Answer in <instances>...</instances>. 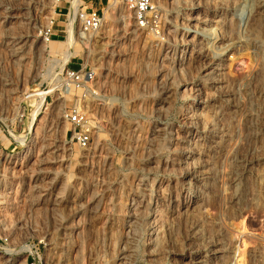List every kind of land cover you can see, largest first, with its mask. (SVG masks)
<instances>
[{
	"label": "rangeland",
	"instance_id": "rangeland-1",
	"mask_svg": "<svg viewBox=\"0 0 264 264\" xmlns=\"http://www.w3.org/2000/svg\"><path fill=\"white\" fill-rule=\"evenodd\" d=\"M170 1L154 0L153 22L141 29L122 5V22L115 17L105 20L88 41L83 39L85 36H77L76 19L72 27L75 44L65 62L74 0H0V140L9 151L6 156L0 147V202L3 198L8 201L0 204V247L5 249L0 250V264H118L119 211L134 179L140 176L145 183L154 180L155 187L164 188L168 186L166 180L178 173L179 168L167 174L160 169L142 171L140 164L147 158L141 152L148 129L159 118L176 129L181 98L189 96L190 85L179 86L186 77L179 73L167 84L172 107L165 114L153 113L162 88L156 79L157 50L167 46L165 40H174L170 36L172 22L182 23L181 15L191 12L182 5L171 7ZM78 2L80 5L81 0ZM105 2L104 11L113 5L111 0ZM60 3L69 9L60 23L52 27L59 30L61 37L46 41L43 31L50 26L51 19H56L54 10ZM8 26V32L28 35L29 48L20 64L13 61L7 49ZM262 34L264 29L259 34L264 41ZM227 56V72L243 78L256 71L264 79V56L262 62L258 60L259 65L250 61L249 51L238 55L235 61L231 53ZM78 61L95 75L92 91L81 96L80 101L92 132L86 148L72 140L71 127L62 116L72 100L61 87L62 69L67 63L76 68ZM23 112L21 122L14 120ZM4 129L19 145L11 144L10 138L3 136ZM19 141H25L27 147ZM254 145L255 154H248V158L253 157V167L264 172V139H257ZM248 176L246 184L250 186H246L250 187L248 190L253 188L257 203L245 201L241 218L232 209L215 208L219 198H214L216 201L208 200L201 219L206 232L212 231L213 226L221 228L224 241L234 248L233 256L230 255L233 264L242 262L238 261L240 257L235 259L238 251L245 252L242 264H264V181L254 174ZM95 194L99 199L88 220L85 214ZM153 210L154 207L150 212ZM143 250L138 248L131 264L151 263Z\"/></svg>",
	"mask_w": 264,
	"mask_h": 264
},
{
	"label": "bare ground",
	"instance_id": "bare-ground-1",
	"mask_svg": "<svg viewBox=\"0 0 264 264\" xmlns=\"http://www.w3.org/2000/svg\"><path fill=\"white\" fill-rule=\"evenodd\" d=\"M78 1L72 3L69 16L65 62L75 44L72 27L78 18ZM112 4L103 12L104 21L115 17L122 22L123 6ZM169 4L171 7L182 5L191 12L181 15L182 23L172 25V22L170 36L174 40H165L167 46L160 43L163 50H157L156 79L162 88L153 113L165 114L172 107V93L167 84L179 73L186 76L179 86L190 85L189 96L181 98L176 129L160 122V118L148 129L141 152L147 158L140 164L142 171L160 169L163 174L175 173L176 168L179 171L166 180L168 186L164 188L155 187L154 180L145 183L140 176L134 179L133 188L126 193L119 211L121 245L117 262L131 264L134 253L143 247L149 264H233L234 248L224 241L221 228L213 226L212 231L206 232L201 215L209 199L219 198L215 208L232 209L241 218L239 214L245 201L257 203L253 188L248 190L250 187L246 186L248 175H257L256 179L264 181V172L253 167V157L248 158V154H255V141L264 139V79L252 67L249 70L252 72H244L248 75L243 78L226 71L230 67L226 64L229 53L235 61L238 55L249 51L250 61L262 62L264 41L259 34L264 29V0H171ZM8 27L5 30L7 49L13 61L20 64L29 48L28 35L8 32ZM89 38L90 35H85L83 39ZM30 132L32 136L33 128ZM19 143L27 147L25 141ZM262 167L264 170V162ZM217 189L224 197H219ZM98 197L93 195L89 202L85 214L88 220L93 216ZM58 200L52 201L53 204H58ZM7 202L3 198L0 204ZM152 207L154 210L150 212ZM244 254L238 251L235 259L240 257L238 261L244 262Z\"/></svg>",
	"mask_w": 264,
	"mask_h": 264
},
{
	"label": "built area",
	"instance_id": "built-area-1",
	"mask_svg": "<svg viewBox=\"0 0 264 264\" xmlns=\"http://www.w3.org/2000/svg\"><path fill=\"white\" fill-rule=\"evenodd\" d=\"M114 4L125 6L133 15V20L137 28H145L153 22V1L154 0H111ZM69 12V9H68ZM67 12V13H68ZM77 36L78 35H92L98 32L104 23V13L100 14L97 11H85L79 8L77 18ZM50 26L46 27L43 31V37L49 41L52 37V27L55 23L54 19L50 20ZM76 58V56H74ZM95 75L92 71L87 70L85 66L80 64L77 69L70 68L68 63L62 69L61 73V87L65 95L72 98L69 106H66L62 116L65 122L71 127L72 140L77 143L80 148H86L91 141V128L89 125L88 115L82 104H80L81 96L90 93L93 88ZM24 112L14 120L21 122L24 118ZM3 136L9 137L11 144H18L11 137L12 134L6 129L3 130ZM0 140V147L2 152L7 156L9 151L6 147L2 146ZM19 145V144H18Z\"/></svg>",
	"mask_w": 264,
	"mask_h": 264
},
{
	"label": "crops",
	"instance_id": "crops-1",
	"mask_svg": "<svg viewBox=\"0 0 264 264\" xmlns=\"http://www.w3.org/2000/svg\"><path fill=\"white\" fill-rule=\"evenodd\" d=\"M105 5H106L105 0H81V4L79 6L81 9H84L87 12L93 10L102 14L104 12ZM67 12H68V7L65 3L58 4L54 10V15L56 16L55 24L58 25L61 21L60 18L65 16ZM55 29L54 30L52 29V37L54 39H59L61 37V34L60 32H58L59 30L57 28ZM80 64L81 63L78 61L77 67L73 69H77L80 66ZM70 67H71V63H70Z\"/></svg>",
	"mask_w": 264,
	"mask_h": 264
}]
</instances>
